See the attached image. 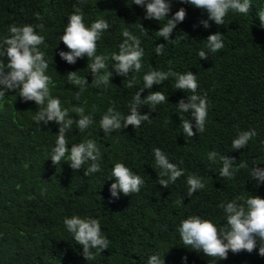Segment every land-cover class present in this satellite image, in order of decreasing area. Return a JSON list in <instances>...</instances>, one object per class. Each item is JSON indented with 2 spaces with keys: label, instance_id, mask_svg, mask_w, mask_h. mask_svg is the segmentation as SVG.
Returning <instances> with one entry per match:
<instances>
[{
  "label": "trees",
  "instance_id": "1",
  "mask_svg": "<svg viewBox=\"0 0 264 264\" xmlns=\"http://www.w3.org/2000/svg\"><path fill=\"white\" fill-rule=\"evenodd\" d=\"M76 2L0 0V37L8 35L12 24H43L44 28L36 31L45 37L40 49L49 64L46 74L54 82L50 85L52 96L70 110L73 120L79 119L71 112L73 106H83L85 115L93 117L84 132H79L75 123L72 125L66 133L68 147L92 139L101 152V170L88 176L84 172L89 164L79 170H73L64 160L54 165L50 156L59 125L50 122L40 126L33 119L38 111L35 102H24L15 91L6 94L0 101V264H147L151 255H159L164 264H264L259 242L251 253L229 251L227 259L212 260L185 247L178 232L181 222L191 215L223 226L222 202L238 196L264 198V184L257 185L249 175L256 164L264 168V28L258 16L264 0H252L247 15L229 12L225 25L210 21L208 29L199 24L207 19L206 12L173 0L169 18L181 7L187 12L186 19L172 33L175 42L156 34L161 23L167 21L145 19V9L134 5L133 0H88L83 7L85 23L90 26L103 18L110 24L97 42V55L119 52L124 39L122 28L138 36L144 49L141 71L128 77L130 80L135 75V86L124 87L126 77L114 74L106 89L93 86L86 56L75 64L59 56L61 50L68 51L59 38ZM140 24L146 28L143 32ZM217 31L222 33L224 48L210 54L208 60L200 59L198 52L206 50L205 39ZM160 43L165 49L157 55L155 48ZM108 63L110 71L112 61ZM169 69L194 72L199 94H207L208 116L203 133L193 138L183 134L176 104L181 98L187 100L188 93L174 89L175 78L171 77L141 94L144 98L149 91H162L168 96L169 102L158 105L156 111L148 106L141 109L142 113L150 112L151 123L142 122L138 129L128 126L107 136L99 129L108 107L129 114V102L143 86L144 74ZM70 71H77L89 81L80 100L75 99L78 86L68 83ZM182 115L191 119L190 114ZM249 129H255L258 135L246 148L232 150L238 130ZM157 147L184 172L168 188L156 182L159 176L153 149ZM210 151L235 157L233 168L237 171L233 179L219 177L222 164L208 161ZM117 162L143 178L139 193L126 196L121 192L112 197L110 187L115 178L110 176ZM241 162H246L248 168H239ZM189 175L199 176L206 183V188L192 197H187ZM184 197L182 206L174 203ZM76 215L98 219L102 235L110 241L109 248L91 261L84 258L83 246L64 225L66 217Z\"/></svg>",
  "mask_w": 264,
  "mask_h": 264
},
{
  "label": "clouds",
  "instance_id": "2",
  "mask_svg": "<svg viewBox=\"0 0 264 264\" xmlns=\"http://www.w3.org/2000/svg\"><path fill=\"white\" fill-rule=\"evenodd\" d=\"M180 2L190 4L207 13V19L199 21L205 29L211 27L210 21L216 25H225V17L229 12L247 15L252 4V0H180ZM87 3L88 0H77L73 4L74 11L69 16L65 30L59 38L68 51L61 50L59 56L68 64H75L78 58L86 56L89 60L87 68L90 69L93 77L94 87L106 89L114 74L126 77L124 87H134L137 82L135 75H132L130 80L128 77L130 74L139 73L142 69L144 49L141 47L140 38L133 35L127 28H122L124 39L119 44V52H114L110 56L97 55V42L110 28V24L103 18L95 20L90 26L86 24L83 7ZM172 3L173 0H133L134 5L145 9V19L167 21L161 23L162 26L156 31L158 37H163L167 42H175L171 38L172 33L187 16L186 9L181 7L169 18ZM35 16L39 19L40 13H35ZM258 16L261 21L260 27L264 28V9L258 11ZM36 28L43 29L44 25L12 24L9 26L8 35L0 37V101H3L9 91H15L24 102H35L38 111L33 119L37 124L41 126L42 123L47 125L54 122L59 125L58 136L50 156L52 163L58 165L64 160V162H70L73 170H79L85 164H89L85 168L84 175L97 173L101 170L99 163L101 152L96 142L87 139L82 143L72 144L69 148L66 140V133L72 129L74 123L79 132H84L93 123V117L85 115L83 106H73L71 112L79 117L73 120L69 116L70 110L62 107L59 98L52 96L50 85L54 82L46 74L49 64L45 59V53L40 49V45L45 44V37L38 34ZM145 29L140 24L141 32ZM205 40L207 41L206 50L201 49L198 52L200 59L208 60L210 54H215L224 48L222 33L219 31L210 34ZM164 49L165 44L160 43L156 45L155 52L157 55H162ZM108 61H112L110 71ZM67 77L69 84L78 86L75 99L80 100L81 95L86 91L88 79L78 76L77 71L68 72ZM170 77L175 78V83L172 85L174 89L188 93L187 100L181 98L176 104L183 134L187 138H193L197 133H203L208 116L207 94H199V83L194 72L179 73L171 69L151 70L144 74L143 86L136 91L129 102V114L123 115L114 106H110L100 120L99 129H102L107 136L128 126L138 129L142 122L151 123L150 112L142 113L141 109L148 106L152 111H156L158 105L169 102L168 96L162 91H149L144 98L141 94L145 89L151 90L153 85L164 84ZM182 114H190L191 119H186ZM257 135L255 129L238 130L231 149L246 148L250 140ZM153 152L155 169L158 170L159 176L156 182L168 188L184 175V172L175 163L170 162L160 148H154ZM234 160L235 157L222 155L216 151L208 153L209 162L222 164L218 173L223 179L231 180L235 177L237 169L233 168ZM238 167L247 169L248 165L246 162H241ZM249 175L251 179H255L257 185L264 184V168L259 167V164L250 169ZM110 177L115 178V183H112L110 187L112 197H118L121 192L131 196L139 193L144 185L143 178L121 162L115 163ZM186 184L187 197H192L198 190L206 188V183L195 175L187 176ZM43 191L45 190H42V193ZM184 199L185 197L174 203L182 206ZM219 207L223 209L225 216L226 222L223 226H218L199 215L188 216L181 222L178 232L183 245L202 252L212 260H224L227 259L229 251L251 253L259 242V254L264 256V198L259 195L247 198L238 196L227 203L222 202ZM64 225L73 234L76 243L83 246V256L86 260H93L95 255L109 248L110 241L102 235L101 223L98 219L76 215L66 217ZM93 249L96 251L93 252ZM147 264H164V259H161L159 255H151Z\"/></svg>",
  "mask_w": 264,
  "mask_h": 264
}]
</instances>
